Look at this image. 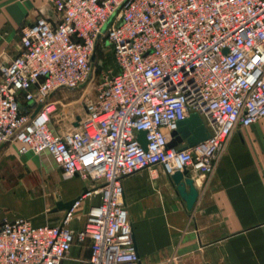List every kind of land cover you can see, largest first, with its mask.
I'll list each match as a JSON object with an SVG mask.
<instances>
[{
    "label": "built area",
    "instance_id": "built-area-1",
    "mask_svg": "<svg viewBox=\"0 0 264 264\" xmlns=\"http://www.w3.org/2000/svg\"><path fill=\"white\" fill-rule=\"evenodd\" d=\"M47 1L52 15L23 24L18 53L0 60V146L48 152L89 187L58 224L0 221V264H60L86 241L88 264H138L123 179L157 167L209 174L233 131L264 118V0ZM104 46L113 68L94 82L77 125L54 130L52 94L88 84ZM192 112L207 138L168 147ZM92 194L99 202L70 228Z\"/></svg>",
    "mask_w": 264,
    "mask_h": 264
},
{
    "label": "crops",
    "instance_id": "crops-1",
    "mask_svg": "<svg viewBox=\"0 0 264 264\" xmlns=\"http://www.w3.org/2000/svg\"><path fill=\"white\" fill-rule=\"evenodd\" d=\"M42 12L52 15L47 0H0V60L18 53L20 27ZM69 91L59 89L52 99L60 103ZM18 147L0 146V221L58 224L67 209L57 203L80 196L89 183L66 176L48 152ZM189 173L198 191L191 209L159 167L123 179L138 264H264V118L233 131L211 173ZM99 200L85 199L69 227L82 228ZM89 255L88 241L74 242L60 264H88Z\"/></svg>",
    "mask_w": 264,
    "mask_h": 264
},
{
    "label": "water",
    "instance_id": "water-1",
    "mask_svg": "<svg viewBox=\"0 0 264 264\" xmlns=\"http://www.w3.org/2000/svg\"><path fill=\"white\" fill-rule=\"evenodd\" d=\"M94 59V56L92 57ZM77 125V123L75 124ZM208 128L203 123L200 116L192 112L178 122V126L170 133V140L167 143L168 147H176L181 145V148L193 146L200 141L204 140L208 136ZM139 140L142 146H146L145 131L139 132ZM172 182L176 186L177 193L186 203L188 209H191L198 197V191L194 186L193 178L190 177V173L187 169L177 170L169 175ZM87 189H84L83 193H86ZM81 196V195H80ZM80 196L73 198L67 202L57 203L58 207H63L69 210L73 204L80 198Z\"/></svg>",
    "mask_w": 264,
    "mask_h": 264
},
{
    "label": "rangeland",
    "instance_id": "rangeland-1",
    "mask_svg": "<svg viewBox=\"0 0 264 264\" xmlns=\"http://www.w3.org/2000/svg\"><path fill=\"white\" fill-rule=\"evenodd\" d=\"M98 53V62L96 64V69L94 72V78L88 83L84 84L80 88L71 89L69 95L61 98V102L55 105V110L52 114V122L56 130L63 131L67 128H71L72 119H74V114L83 115L85 112V102L87 99L93 96L94 82L99 78L101 71L106 68H113L112 66V53L111 50L104 46L102 49L97 51ZM106 66V67H105ZM66 102H71V105H67ZM65 174V173H64ZM66 176H70L65 174ZM96 198L98 200V194H92L88 197H85L81 200L79 206L75 209L78 210L81 207V204L87 198ZM74 211V212H75Z\"/></svg>",
    "mask_w": 264,
    "mask_h": 264
}]
</instances>
